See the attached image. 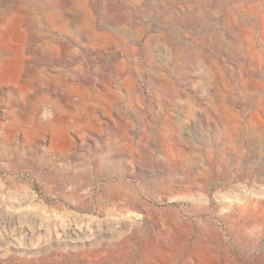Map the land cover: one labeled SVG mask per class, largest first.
Wrapping results in <instances>:
<instances>
[{
	"label": "rangeland",
	"instance_id": "374dc122",
	"mask_svg": "<svg viewBox=\"0 0 264 264\" xmlns=\"http://www.w3.org/2000/svg\"><path fill=\"white\" fill-rule=\"evenodd\" d=\"M0 264H264V0H0Z\"/></svg>",
	"mask_w": 264,
	"mask_h": 264
}]
</instances>
